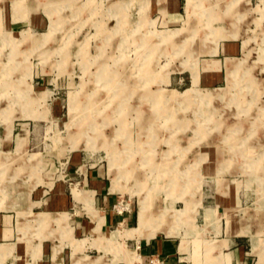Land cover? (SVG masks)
<instances>
[{"label":"rangeland","instance_id":"rangeland-1","mask_svg":"<svg viewBox=\"0 0 264 264\" xmlns=\"http://www.w3.org/2000/svg\"><path fill=\"white\" fill-rule=\"evenodd\" d=\"M184 17L165 23L150 0L0 1V222L35 234L21 254L0 238V264L39 241L38 257L46 236L62 264H137L144 199L194 260L226 264L230 223L264 264V0H187ZM229 41L225 77L197 82L198 60ZM95 166L131 219L102 231L93 192L74 189L98 222L73 236L88 206L68 187L70 206L42 198Z\"/></svg>","mask_w":264,"mask_h":264},{"label":"crops","instance_id":"crops-1","mask_svg":"<svg viewBox=\"0 0 264 264\" xmlns=\"http://www.w3.org/2000/svg\"><path fill=\"white\" fill-rule=\"evenodd\" d=\"M186 2L187 0H184L183 5V0H150V8H153L156 12H160V15L165 23L174 24L185 18L184 12L186 16ZM12 15L14 17L13 12ZM26 18H28V16H26ZM238 48L239 43L236 41L221 42L218 46V51L216 53H212L214 54L213 56L200 58L198 60L197 82H200L202 84H213L222 80L225 77L227 69V59L234 58V56L223 54L235 53L237 52ZM190 77L191 79H193V75H190ZM67 174H69L68 179H62V181L59 180V182L56 183L55 191L57 192V194H60L62 190L66 191L68 187L70 189L69 192L72 195V199L78 201L79 203H82V206L84 208V205L88 206V212L91 215H95L90 209L91 204L92 207L97 210L96 214L101 216L100 228L102 231L105 227L107 228L114 223H124L128 222L131 219V214L128 211L122 214L116 213L114 211L113 204L117 201V198L114 194V191L110 187L108 175L105 174L100 166L85 169L81 172L77 169H73ZM66 180H68L69 186H67ZM74 189H78L84 194L93 192V198L89 202L90 204H87L82 199H77L73 192ZM227 195L229 196V203H227L224 209L226 207H235L239 204L240 194L234 187L229 189ZM42 201L43 203L52 201L58 202L61 203L62 208H65L67 205H71L70 203L72 200L68 201L66 200V197L60 194L58 195V197L53 196L51 199H49L48 197H43ZM85 209H87V207ZM46 213H49L51 215L50 212ZM60 213L68 212L64 210ZM97 215H95V218H92L91 220L85 217H79L74 225H70L72 226V235L73 232L74 234L80 235L92 231V229L97 225L98 222ZM50 221L54 220H48L47 226L53 228L49 225ZM228 225L229 229L231 228L229 231H227L229 235H225V237H217L221 238L220 240H227L228 245L223 249L226 257V264H263L258 263L257 258L253 262L251 259H249L248 254H251V252L244 249V244L243 242H241V238L233 237H238L245 234L238 233L237 231L235 232L234 228H232L233 226H230V223H228ZM31 230L32 229L29 228L30 233H27L24 236H20V234L17 233V230L11 226L8 220L2 221L0 222L1 243H5L6 245H10L11 247L15 246L14 249H18L17 252L21 254L22 252L26 251L25 244L24 247H22V239H24L25 241H30L33 237L32 235H35ZM47 239H51L53 241L54 239L59 240V237H43L40 240V253L38 257L34 256L32 249L39 241L33 243V245H28L32 256L28 260H24V256L22 254L21 257L17 259L18 264H62V258L59 259V253L54 255V248L59 242H56L54 246L50 245ZM147 239L142 238L141 244H139V247L137 248L140 257L143 260H145L150 254L156 253L159 254L162 258V264H206L204 263L205 261L201 262V260H194L192 254L194 250V246L192 243L193 240H191V243H189L190 252H184L180 251L181 239L179 240V237L177 239V236H169L165 235L162 232H157L155 235ZM189 254H191V256Z\"/></svg>","mask_w":264,"mask_h":264},{"label":"bare ground","instance_id":"bare-ground-1","mask_svg":"<svg viewBox=\"0 0 264 264\" xmlns=\"http://www.w3.org/2000/svg\"><path fill=\"white\" fill-rule=\"evenodd\" d=\"M166 212L167 211H164L163 213H161L162 218L160 220L151 222L152 212H151L150 205L145 199L141 200V205H140V210H139V215H138V226L132 230L133 234L134 233L139 234L140 239L150 238L153 235H155L157 232H162L167 235H172V234L178 235V232L173 229L174 225H170V227H165L166 226L165 224L167 223V221L164 219ZM128 262L130 263L131 261H128Z\"/></svg>","mask_w":264,"mask_h":264},{"label":"built area","instance_id":"built-area-1","mask_svg":"<svg viewBox=\"0 0 264 264\" xmlns=\"http://www.w3.org/2000/svg\"><path fill=\"white\" fill-rule=\"evenodd\" d=\"M123 198L118 199L113 204V209L116 210L117 213H122L124 210H129V202L125 201ZM139 247V244L136 245V250ZM140 255V254H139ZM141 258V257H140ZM137 264H162V258L159 254L152 253L145 260L140 259L137 261Z\"/></svg>","mask_w":264,"mask_h":264}]
</instances>
